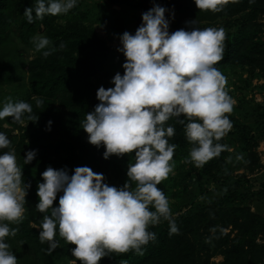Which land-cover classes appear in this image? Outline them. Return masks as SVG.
Segmentation results:
<instances>
[{
    "label": "clouds",
    "instance_id": "obj_1",
    "mask_svg": "<svg viewBox=\"0 0 264 264\" xmlns=\"http://www.w3.org/2000/svg\"><path fill=\"white\" fill-rule=\"evenodd\" d=\"M77 0H34L25 7L28 23L46 15L61 16L69 12ZM199 10L219 11L220 0H194ZM168 12L163 6H153L142 13V23L134 34L125 31L119 36L117 51L125 57L123 75L116 73L113 87L96 91L99 101L94 110L85 114L81 127L91 145L104 147L103 158L133 154L134 162L126 170L122 187L104 182L100 173L87 166L67 169L47 167L37 183L38 202L35 208L43 216L38 234L41 243L48 242L50 253L57 247L58 235L70 249L72 264H98L110 253L132 250L142 254V246L155 239L148 231L161 219L168 221L169 234L178 229L170 218L168 200L157 185L171 172L170 161L176 145L168 138L174 128L166 125L171 118L184 124V134L193 146L189 158L197 167L219 155L220 140L231 128L227 113L232 100L225 91V78L214 65L222 59L225 34L223 29H178L169 32ZM171 15V13H170ZM192 24L194 23L191 22ZM42 35L33 37L36 52L47 57L55 48ZM37 107L42 100L33 97ZM32 106L25 101L0 106V120L10 117L23 124L25 114L33 120ZM187 121V123H185ZM51 121L46 130L50 131ZM0 264H17L9 250L6 237L14 236L15 228L25 212L30 184L22 180L10 141L0 132ZM36 150L24 154L23 163H31ZM131 182V183H130ZM59 196L58 204L54 201ZM153 210L149 209V206ZM124 264V262H121Z\"/></svg>",
    "mask_w": 264,
    "mask_h": 264
},
{
    "label": "trees",
    "instance_id": "obj_2",
    "mask_svg": "<svg viewBox=\"0 0 264 264\" xmlns=\"http://www.w3.org/2000/svg\"><path fill=\"white\" fill-rule=\"evenodd\" d=\"M113 5L127 6L140 12L138 26L142 23L141 14L153 4L168 9L169 32L178 29L186 31L200 24L215 23L224 20L225 26L236 29L225 35L224 51L220 61L214 67H245L257 71L264 77V35L258 23L264 15V0H220L219 11L199 10L194 0H108ZM34 0H0V101L6 97L5 85L20 82V71L27 68L28 75L21 82L26 86V93L16 99L32 106L33 120L25 114L24 129L10 138L17 163L21 167L22 180L30 184L25 212L19 223H8L15 228L14 236L5 238L9 250L16 256L17 264H64L75 259L70 249L74 245L66 243L58 235L57 247L50 253L48 242L41 243L38 238L43 216L35 205L37 183H42L41 173L47 168L67 169L71 175L74 168L87 166L95 173L103 175L104 182L111 186L122 187L127 180L126 170L134 162V153L117 157L103 158L104 147H96L88 142L87 133L81 127L85 114L94 110L99 103L96 91L99 88L93 77L104 69L109 47L92 27L78 22L65 25L57 23V16L46 15L41 20L33 18L28 23L23 16L25 7H30ZM171 13V15H170ZM194 23L192 24L191 22ZM45 36L50 48H55L49 56L38 53L29 60L26 50L33 44V37ZM25 67V68H24ZM23 85V86H24ZM33 97L43 102L36 106ZM7 118L8 121V117ZM5 118L0 120V132H3ZM179 118H171L166 125L174 128V135L169 143L176 145L171 163L180 160L183 151L191 146L184 134V124ZM51 121L50 131L46 130ZM187 123V121H185ZM242 144L246 150L256 145L257 133L243 126ZM223 146L219 155L209 159L203 166L206 178H218L226 165L227 151L224 142L214 141ZM193 146V145H192ZM36 150L35 159L25 165L24 154ZM227 175L226 178H229ZM131 183V182H130ZM157 187L167 193L161 183ZM54 201L58 204L59 196ZM264 197V192L258 194ZM236 191L231 196H223L213 201L195 214L170 215L178 231L169 234V223L161 219L156 225H149L148 231L155 234V239L142 246V254L132 250L126 253H110L98 264H252L262 258L258 251L257 239L264 235V217L248 208L231 205L236 198H246ZM150 210L151 205L149 206ZM221 224V227H217ZM231 231L226 233L227 228ZM212 231L210 242H205L204 232ZM218 252L223 257L221 263L210 262L208 250ZM79 263V262H78Z\"/></svg>",
    "mask_w": 264,
    "mask_h": 264
},
{
    "label": "rangeland",
    "instance_id": "obj_3",
    "mask_svg": "<svg viewBox=\"0 0 264 264\" xmlns=\"http://www.w3.org/2000/svg\"><path fill=\"white\" fill-rule=\"evenodd\" d=\"M140 12L127 6L113 5L108 0H77L76 5L68 13L57 16V23L65 25L69 22H78L86 27H92L109 47L104 69L93 77V82L105 89L113 87L111 80L116 73L123 75L122 64L125 57L117 51L119 36L127 31L134 34L139 27L138 20ZM262 24L260 30L264 35V15L258 20ZM203 28L223 29L224 34H231L236 29H228L224 20L215 23L200 24ZM33 44L26 50L25 55L29 60L35 59L37 54ZM25 68V67H24ZM220 73L225 78V91L232 100V110L227 113L231 122L230 130L220 139L224 142L227 151L224 170L219 173L218 178H206L203 174V165L197 167L189 158L187 147L180 160L171 163V172L167 178L160 183L167 193L170 215L195 214L209 203L221 199L223 196H231L236 191L239 195H247L246 198H236L231 201V205L250 209L252 212L264 217V197L259 195L264 192V77L257 71H251L245 67L224 66L219 68ZM28 75L27 68L20 71V82L3 86L7 93L4 100L0 101V106L7 103L9 99L16 102V99L26 93V86L22 79ZM24 85V86H23ZM27 124L14 123L10 117L5 118L3 123V133L10 140L14 135H21L18 129H24ZM243 126H248L250 134L257 133L256 145L246 150L241 140L245 133ZM12 149V144H10ZM3 149L0 151H8ZM230 175L229 178H226ZM217 227H221V224ZM232 236L235 231L231 228ZM210 233L204 232L205 242H210ZM258 251L262 258L257 263L264 264V235L257 239ZM205 254H210V262L221 263L224 259L218 252L208 250ZM71 259L69 263L72 264ZM76 264H79L76 262Z\"/></svg>",
    "mask_w": 264,
    "mask_h": 264
}]
</instances>
